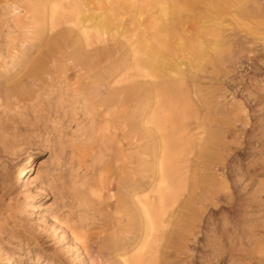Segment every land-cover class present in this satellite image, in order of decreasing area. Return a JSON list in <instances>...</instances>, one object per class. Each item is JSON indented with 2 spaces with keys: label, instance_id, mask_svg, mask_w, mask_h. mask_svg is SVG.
Returning <instances> with one entry per match:
<instances>
[{
  "label": "bare ground",
  "instance_id": "obj_1",
  "mask_svg": "<svg viewBox=\"0 0 264 264\" xmlns=\"http://www.w3.org/2000/svg\"><path fill=\"white\" fill-rule=\"evenodd\" d=\"M245 1L0 0L24 36L21 44L47 33L51 52L33 62L24 56L23 76L13 70L11 77L12 69L0 67V107L35 105L41 91L57 86L60 92H72L77 108L91 115L89 131L100 142L94 161L101 169V216L98 231L81 237L89 258L102 264H189L201 215L221 192L232 200L225 173H219L237 158L227 134L244 125L245 110L220 117L211 101L198 94L192 78L203 62L225 49L226 18L253 24L261 17ZM67 31L78 37L71 51ZM110 42L114 48L98 53L99 44ZM89 47L96 52L90 64L83 54ZM14 49L15 55L22 54V47ZM116 54L126 58L128 84L114 88L109 82L108 96L98 97L82 77L100 75L101 65L113 62ZM247 59L256 65V56ZM104 150L112 153L106 158ZM250 167L264 170V160ZM30 168L21 166V171ZM216 177L222 178L218 182ZM40 190L47 195L43 186ZM36 196L32 193L31 202ZM262 250L264 246L251 254L262 258ZM5 263L19 264L14 257H6Z\"/></svg>",
  "mask_w": 264,
  "mask_h": 264
},
{
  "label": "rangeland",
  "instance_id": "obj_2",
  "mask_svg": "<svg viewBox=\"0 0 264 264\" xmlns=\"http://www.w3.org/2000/svg\"><path fill=\"white\" fill-rule=\"evenodd\" d=\"M244 3L261 17L253 24L226 18L222 24L225 49L220 56L214 54L203 62L192 78L198 94L211 101L220 117L238 109L245 110L242 115L248 120L241 127H231L227 134L237 158L228 160L219 173H225L232 200L221 192L217 203L208 206L209 214L206 211L201 215V232L188 251L189 264H264V257L251 254L264 246V170L253 172L250 167L253 161L264 160V0ZM9 12L1 4L0 67L12 69L10 76L14 77L13 70L22 71L18 76H23L24 56L32 57L33 62L50 55L48 37L44 33L41 40L31 38L21 44L24 36L14 27ZM67 37L71 51L78 37L69 31ZM18 46L22 54L15 55ZM112 48L113 42L99 44L98 53ZM83 52L89 64L94 61L96 52L91 47ZM253 55L257 58L255 66L247 59ZM14 56L18 59L13 62ZM125 60L124 54H116L113 62L101 65L100 75L87 74L82 79L92 83L93 94L106 97L109 82L114 88L128 84L123 76ZM15 64L18 66L14 69ZM76 79L74 76L73 82ZM77 106L72 92H60L55 86L41 91L35 105L0 107V264H8L6 257H14L19 264H102L89 258L81 243L83 235L98 231L101 169L94 161L100 153L95 148L100 142L89 131L91 115ZM104 152L106 158L112 153ZM21 166L31 168L21 171ZM42 186L46 196L41 195ZM32 193L38 195L33 202ZM260 253L264 255V250Z\"/></svg>",
  "mask_w": 264,
  "mask_h": 264
}]
</instances>
